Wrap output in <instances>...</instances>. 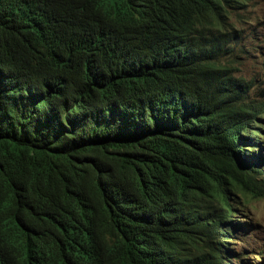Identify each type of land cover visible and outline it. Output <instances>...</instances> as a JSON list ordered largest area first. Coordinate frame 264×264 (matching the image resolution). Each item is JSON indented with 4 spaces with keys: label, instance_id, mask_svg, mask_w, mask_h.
Instances as JSON below:
<instances>
[{
    "label": "trees",
    "instance_id": "trees-1",
    "mask_svg": "<svg viewBox=\"0 0 264 264\" xmlns=\"http://www.w3.org/2000/svg\"><path fill=\"white\" fill-rule=\"evenodd\" d=\"M212 11L0 0V264H232L264 90L231 73Z\"/></svg>",
    "mask_w": 264,
    "mask_h": 264
},
{
    "label": "rangeland",
    "instance_id": "rangeland-1",
    "mask_svg": "<svg viewBox=\"0 0 264 264\" xmlns=\"http://www.w3.org/2000/svg\"><path fill=\"white\" fill-rule=\"evenodd\" d=\"M252 10L261 20L263 28L253 25L251 19H247V23L238 24L242 29L243 46L238 48V57L233 58L235 62L229 64V67L231 73L239 78L253 80L254 89L259 95V86L264 90V66L261 64L264 56V0H256ZM249 35L253 37L252 45L248 43L251 40ZM232 44L235 45L234 42ZM245 147L249 148L248 144ZM261 167L264 165L254 164L255 170ZM261 190L264 191V188L255 193L238 192L234 196L238 202V213L233 216V220H238V229L232 235L234 239H231L229 245L234 251L230 254L232 264H260L264 261V255L260 257L264 251V197L260 195ZM237 255L241 256L240 260L234 259Z\"/></svg>",
    "mask_w": 264,
    "mask_h": 264
},
{
    "label": "clouds",
    "instance_id": "clouds-1",
    "mask_svg": "<svg viewBox=\"0 0 264 264\" xmlns=\"http://www.w3.org/2000/svg\"><path fill=\"white\" fill-rule=\"evenodd\" d=\"M255 1L256 0H211V3L213 4V11L209 16L203 17L201 23L212 24L211 19H214L218 16L221 7L225 8L228 11L227 21L230 20L234 24L233 26L237 33L234 34L233 32H226L223 30H221L219 33L225 36L223 41L230 42L233 47L237 48L235 51L238 52V48L243 46L242 29L239 28V23H247L246 20L251 19V23L253 25L263 28V24H260L262 23L261 20L253 14L252 8ZM249 37L251 40L248 43L252 45L253 37L251 35H249ZM233 42L235 45L232 44ZM261 64L264 66V56L263 62Z\"/></svg>",
    "mask_w": 264,
    "mask_h": 264
}]
</instances>
